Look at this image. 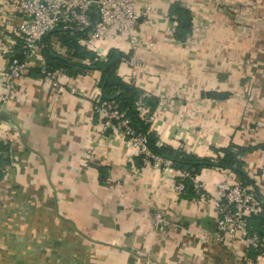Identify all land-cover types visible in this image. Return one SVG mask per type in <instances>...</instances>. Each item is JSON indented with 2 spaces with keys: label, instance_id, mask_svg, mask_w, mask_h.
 Segmentation results:
<instances>
[{
  "label": "crops",
  "instance_id": "1",
  "mask_svg": "<svg viewBox=\"0 0 264 264\" xmlns=\"http://www.w3.org/2000/svg\"><path fill=\"white\" fill-rule=\"evenodd\" d=\"M173 3L190 19L182 41L174 39ZM134 4V52L145 67L120 62L115 74L150 95L149 132L157 144L198 157H214V149L229 142L253 147L240 157L242 170L264 201V120L254 123L255 145L238 137L252 124L239 92L251 90L249 80L256 92L264 89V0ZM89 18L96 19L93 10ZM22 19L0 0V50L19 45ZM55 31L43 37L38 54L45 60V49L75 64L73 72L58 69L75 92H55L33 57L0 105V264H264V252L252 251L239 236L210 240L213 185L239 183L237 177L206 168L196 175L207 197L176 192L177 170L163 172L120 133L100 132L101 118L92 110L101 96L100 74L87 59L72 58ZM127 48L126 38L111 31L88 51L102 60L109 49L122 54ZM6 68L0 55V95ZM211 92L226 95L211 98ZM156 212L176 225L164 236L153 226Z\"/></svg>",
  "mask_w": 264,
  "mask_h": 264
},
{
  "label": "built area",
  "instance_id": "2",
  "mask_svg": "<svg viewBox=\"0 0 264 264\" xmlns=\"http://www.w3.org/2000/svg\"><path fill=\"white\" fill-rule=\"evenodd\" d=\"M7 3L8 7L23 17L17 27L20 39L17 53L21 58L14 56L11 45L0 50L1 57L7 63L2 75L4 88L0 95V105L11 95L15 82L25 74L33 57H38L36 65L38 73L50 81L55 92L69 94L75 92L73 86L67 87L60 81L63 72L50 69L43 56L38 54L44 48L42 39L49 31L70 28L80 31L82 35L75 41L84 51H88L90 46L102 41L113 31L124 36L127 41L128 51L122 53L120 62L128 68L145 67L143 60L134 52L137 41L135 26L139 18L134 0H7ZM92 10L96 14L94 21L89 18ZM149 96L144 92L140 93L134 102V107L142 118H145V102ZM92 110L101 118L100 132L110 129L120 133L145 161H151L163 172L173 169L169 160L149 152L144 137L134 132L123 112L114 105L96 99L92 104ZM176 176L180 179L174 185L176 192L184 190L180 181L187 180L194 195L207 197L205 184L196 174L182 170L177 171ZM213 192L215 221L210 240L220 244L239 236L249 249L264 252L256 233L250 230L247 223V219L260 210L252 190L249 187H240L239 183L223 181L213 185ZM152 222L156 232L161 236L176 227L160 212L152 216Z\"/></svg>",
  "mask_w": 264,
  "mask_h": 264
},
{
  "label": "trees",
  "instance_id": "3",
  "mask_svg": "<svg viewBox=\"0 0 264 264\" xmlns=\"http://www.w3.org/2000/svg\"><path fill=\"white\" fill-rule=\"evenodd\" d=\"M169 14L172 15L176 22L174 31V39L182 41L190 32V19L188 12L180 8L176 3L171 4ZM58 41L68 51L70 56L75 59L89 61L91 70H97L100 74L98 86L101 90V101L114 105L119 111L123 112L124 117L128 120L129 126L135 133L141 134L145 139V145L150 153L165 158L172 163V168L177 171H187L191 174H198L202 169L217 168L231 171L238 179L240 187H249L259 205V212L250 216L247 219L248 226L252 232H255L260 245L264 248V201L258 197L257 189L253 185V181L249 180L242 170L241 157L244 153L252 150L253 147L238 146L229 142L226 146L214 149V157H198L188 152L182 151L180 148H173L169 145L157 144L155 136L149 132V124L146 120L140 117L139 112L134 107V102L138 98L140 91L133 87L129 82H124L116 74V69L120 64L122 54L115 50L109 49L102 60L95 58L94 54L89 51H84L76 44V38L82 34L74 28L62 30L57 29L53 33ZM18 46L13 47L14 56L21 58L17 53ZM46 65L52 70L64 69L68 72H73L75 64L60 58L50 55L45 49L43 51ZM79 68L82 66H78ZM211 98H221L226 94L211 92L208 94ZM149 100L146 99V103ZM153 105V104H152ZM180 180L179 178H177ZM184 189L191 192L190 183L187 180L180 181ZM252 250V249H251ZM257 252L255 250H252Z\"/></svg>",
  "mask_w": 264,
  "mask_h": 264
},
{
  "label": "rangeland",
  "instance_id": "4",
  "mask_svg": "<svg viewBox=\"0 0 264 264\" xmlns=\"http://www.w3.org/2000/svg\"><path fill=\"white\" fill-rule=\"evenodd\" d=\"M251 83L252 82L249 80L246 86H249V88L253 91L250 92L251 90H244L239 92V95H241V100L244 101V114L247 118L251 119L252 124L247 125V128H244L243 132L238 134V137L241 139V142L243 141L246 144L251 143L255 145L258 141H260V139H258V136L256 135V132H258L259 129L254 127V123H256V121L264 120V112L262 113V109L264 107L260 108L261 105L259 104L262 101L264 105V89L261 93L258 91L256 92L252 87L253 85L251 86ZM259 96L262 97V100L260 101L259 99H261V97Z\"/></svg>",
  "mask_w": 264,
  "mask_h": 264
},
{
  "label": "water",
  "instance_id": "5",
  "mask_svg": "<svg viewBox=\"0 0 264 264\" xmlns=\"http://www.w3.org/2000/svg\"><path fill=\"white\" fill-rule=\"evenodd\" d=\"M53 31H54V30H53ZM53 31H49L47 34H49V33L53 32Z\"/></svg>",
  "mask_w": 264,
  "mask_h": 264
}]
</instances>
